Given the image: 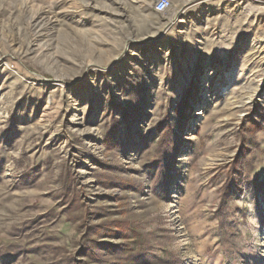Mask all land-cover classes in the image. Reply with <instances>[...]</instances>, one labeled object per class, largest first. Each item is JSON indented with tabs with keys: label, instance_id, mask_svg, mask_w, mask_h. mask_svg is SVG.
<instances>
[{
	"label": "rangeland",
	"instance_id": "374dc122",
	"mask_svg": "<svg viewBox=\"0 0 264 264\" xmlns=\"http://www.w3.org/2000/svg\"><path fill=\"white\" fill-rule=\"evenodd\" d=\"M155 2L0 0V264H264V0Z\"/></svg>",
	"mask_w": 264,
	"mask_h": 264
},
{
	"label": "built area",
	"instance_id": "2783aa9c",
	"mask_svg": "<svg viewBox=\"0 0 264 264\" xmlns=\"http://www.w3.org/2000/svg\"><path fill=\"white\" fill-rule=\"evenodd\" d=\"M172 2L171 0H156L154 9L159 13H164L171 8Z\"/></svg>",
	"mask_w": 264,
	"mask_h": 264
},
{
	"label": "trees",
	"instance_id": "16d2710c",
	"mask_svg": "<svg viewBox=\"0 0 264 264\" xmlns=\"http://www.w3.org/2000/svg\"><path fill=\"white\" fill-rule=\"evenodd\" d=\"M228 187V186H227ZM225 194H224V196H223V199H224V203H223V205H224V207H222V209H220L219 210V214L220 215H222L225 211H224V209L226 208V206H227V202H228V197H229V191L227 190L226 192H224Z\"/></svg>",
	"mask_w": 264,
	"mask_h": 264
}]
</instances>
